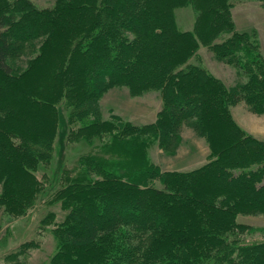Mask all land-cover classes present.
I'll return each mask as SVG.
<instances>
[{"label":"trees","instance_id":"obj_1","mask_svg":"<svg viewBox=\"0 0 264 264\" xmlns=\"http://www.w3.org/2000/svg\"><path fill=\"white\" fill-rule=\"evenodd\" d=\"M233 4L0 0V209L22 216L37 203L45 181L36 173L53 159L58 131L93 146L65 167L48 201L59 211L41 221L56 242L44 264H264V238L245 241L253 226L238 219L264 215V139L231 112L243 102L264 114V59L254 37L237 30ZM183 6L196 12L189 29L176 21ZM201 46L242 82L227 86L192 61ZM28 54V68L15 74L9 59ZM42 60L52 89L29 75ZM118 86L132 96L158 92L155 119L102 118L98 101ZM185 124L205 139L207 161L163 168L149 149L174 153ZM38 246L24 241L5 258L22 264Z\"/></svg>","mask_w":264,"mask_h":264},{"label":"rangeland","instance_id":"obj_2","mask_svg":"<svg viewBox=\"0 0 264 264\" xmlns=\"http://www.w3.org/2000/svg\"><path fill=\"white\" fill-rule=\"evenodd\" d=\"M32 1L39 7H52L55 3V0ZM232 2L234 3L231 9L232 18L237 30L248 32L249 37H254L264 59V7L258 0H232ZM175 14L180 28L189 29L192 27L196 12L191 6L179 7L175 10ZM40 43L41 41L36 42V47L34 46L32 49L38 50ZM28 55H24L17 60L9 59L16 70L15 74L22 72L26 67L28 68L31 54ZM49 56L45 57L48 61ZM47 60L40 61L36 69L32 70L29 75L33 82L41 80L46 87L45 89L48 87L52 89L55 81H53L51 75L48 80L45 79L46 63H49ZM192 61L200 62L227 86L235 85L244 79L243 76L237 74L233 66L217 59L213 52L204 46L198 49L197 55L193 57ZM28 80L30 81L29 77ZM160 105L161 99L156 91H147L141 95L132 96L126 87L119 86L108 89L98 101V109L102 118L108 119L114 114L130 121L132 124L152 122ZM65 108L62 101L58 105V109L64 118L67 117ZM231 112L236 121L246 131L264 139V114L250 111L243 102L234 104L231 107ZM61 114L59 116H62ZM65 120L68 124L67 118ZM66 123L62 124L63 128ZM61 133L58 131L54 155L50 164L40 168L36 173L39 178L42 176L45 181V191H42L37 203L22 216H11L0 209V264H16L13 260L6 259L5 256L15 250L20 243L27 240L36 239L39 241V246L30 250L25 260L21 259L24 260L22 264H44L55 250L56 242L51 233L41 228L42 218L50 209L59 211L58 203L51 204L48 201L54 196L53 193L60 185L62 171L65 167H74V164L77 165L80 154L89 151L91 148L93 149V146H90L91 144H88L86 140L66 139V135L63 138ZM64 134H67V131ZM180 135L181 143L174 153L165 152L156 146H152L149 149L151 158L166 169L189 170L206 162L209 148L205 139L198 136L195 130L186 124L181 127ZM97 143L98 139L94 144ZM238 219L253 226L251 231L243 234L242 237L245 241H258L264 238V215L243 214Z\"/></svg>","mask_w":264,"mask_h":264}]
</instances>
